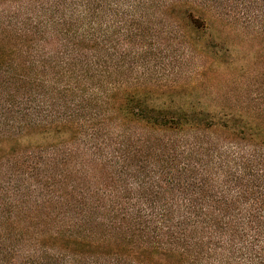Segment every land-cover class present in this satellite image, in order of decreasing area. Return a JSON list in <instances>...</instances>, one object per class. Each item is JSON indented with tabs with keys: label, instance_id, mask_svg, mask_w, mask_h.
Here are the masks:
<instances>
[{
	"label": "trees",
	"instance_id": "16d2710c",
	"mask_svg": "<svg viewBox=\"0 0 264 264\" xmlns=\"http://www.w3.org/2000/svg\"><path fill=\"white\" fill-rule=\"evenodd\" d=\"M240 17L264 0H0V264H264V110L158 102L146 63Z\"/></svg>",
	"mask_w": 264,
	"mask_h": 264
},
{
	"label": "rangeland",
	"instance_id": "374dc122",
	"mask_svg": "<svg viewBox=\"0 0 264 264\" xmlns=\"http://www.w3.org/2000/svg\"><path fill=\"white\" fill-rule=\"evenodd\" d=\"M248 18L214 22L218 48H147L153 74L160 72L164 83L176 82L180 88L153 99L232 112L264 110V22ZM149 80L155 82V75Z\"/></svg>",
	"mask_w": 264,
	"mask_h": 264
}]
</instances>
